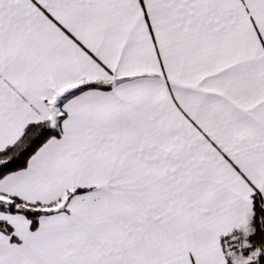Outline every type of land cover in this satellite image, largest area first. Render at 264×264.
Here are the masks:
<instances>
[{
	"label": "snow or ice",
	"instance_id": "snow-or-ice-1",
	"mask_svg": "<svg viewBox=\"0 0 264 264\" xmlns=\"http://www.w3.org/2000/svg\"><path fill=\"white\" fill-rule=\"evenodd\" d=\"M0 264H264V0H0Z\"/></svg>",
	"mask_w": 264,
	"mask_h": 264
}]
</instances>
